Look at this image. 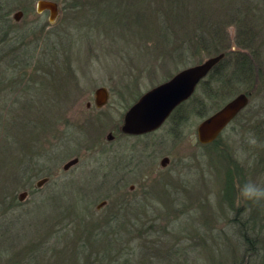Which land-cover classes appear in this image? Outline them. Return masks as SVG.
I'll return each mask as SVG.
<instances>
[{"label":"rangeland","instance_id":"1","mask_svg":"<svg viewBox=\"0 0 264 264\" xmlns=\"http://www.w3.org/2000/svg\"><path fill=\"white\" fill-rule=\"evenodd\" d=\"M35 1L24 0L22 7L9 6V17L14 24L7 32L1 27L4 12L0 15V200L14 194L20 204L2 207L5 215L13 216L16 207L14 215H17L18 208L22 210L24 205L30 208L36 200L37 193L32 192L38 188L35 182L32 190L20 187L14 193L4 178L11 169L14 180L17 169L26 161V154H20L19 150L23 146L24 125L17 120H31V124L34 120L37 131L43 139L50 140L56 151L51 159H38L44 161L45 168H51L50 174L44 175L48 180L39 187L57 186L63 180L66 186L69 182L73 185L89 182L86 184L94 189L92 209L96 218L107 212L114 213L111 200L118 204L123 200L129 203L138 199L152 200L151 215L145 218V225L152 223L151 218L155 223L149 226L148 255L155 258L185 252L189 264L238 263L244 254L243 246L235 228L226 222L235 213L233 207L241 206V215L248 218L255 215L257 227L263 224L262 228H256L260 231L257 253L243 255V259L250 264H264V200H248L241 194V186L249 178L264 184V74L255 73L247 82L236 83L234 94L215 104L204 98L201 108L197 106L198 100H187L174 117L150 133L126 135L120 133L118 127L124 110L134 98L121 95L127 85L130 83L140 95L178 70L200 61L169 60L157 65L151 73L129 78L135 54L129 43L121 39L118 43L110 41L115 25L104 32V38L105 28L90 25L86 11L81 8L65 11L58 0H55L59 8L57 19L50 22L47 10L36 11ZM18 10L22 14L15 19L13 14ZM4 45L11 46L13 52H22V58L14 59L15 68L4 69ZM259 51L263 58L264 46ZM57 55L67 61L65 67L73 71V77L70 75L64 80L53 70L57 65L62 67ZM260 64L264 71V61ZM99 86L108 89L109 98L101 108H96L93 92ZM247 86L252 87L247 93V104L219 132L217 144H211L213 140L200 143L196 134L199 121ZM35 89L39 91L37 94ZM23 92L27 101L41 104V107L33 105L34 118L28 119V113L24 117V111L10 110L11 105L15 106L23 98ZM194 96L203 98L200 86L195 88L191 97ZM66 123L73 132L71 137L62 136ZM108 133L112 134L110 138ZM164 156L169 159L162 166L160 160ZM73 157L79 159L77 163L64 169L63 164ZM115 164L117 167L111 175L108 170H113ZM228 170L232 172L233 198L229 202L232 206L228 205L224 194ZM25 181L28 176L16 183ZM22 191H26V195L20 200L18 196ZM145 194L147 197H143ZM104 200L105 203L100 204ZM60 205L64 206L63 202ZM53 213L52 220L42 222L43 229L48 225L68 224L64 221L67 219L64 212ZM180 246L184 251L177 248ZM68 249L65 250L67 257L71 254Z\"/></svg>","mask_w":264,"mask_h":264},{"label":"trees","instance_id":"2","mask_svg":"<svg viewBox=\"0 0 264 264\" xmlns=\"http://www.w3.org/2000/svg\"><path fill=\"white\" fill-rule=\"evenodd\" d=\"M58 1L62 3L61 7L65 11H72L74 8L86 11L90 25L95 24L99 29L105 28L104 38V32L113 29L110 25L116 26L112 30L110 41L118 43V39H121L129 43L135 54L132 57L133 67L129 78L137 79L139 74L151 73L157 65L164 62L166 64L169 60L189 63L196 59L201 61L205 56L223 53L197 84L201 87L203 98L191 97L192 94L187 99L188 102H191V99L198 100L197 106L201 108L205 104L204 98L215 104L225 96H232L236 83L247 82L255 73L258 76L264 74L263 68L260 67L264 57L260 58L259 51V48L264 46V0ZM23 2L24 0H0V15L4 12V23L1 27H5L6 32L11 30L10 27L14 24L9 17V6L22 7ZM4 48V69L15 68L14 59L18 56L22 58V52L11 51V46L6 48L4 45ZM57 56L62 67L57 65L53 70L64 80L70 75L73 77V71L65 67L67 61L62 60L63 56ZM134 88L129 83L125 93L121 94L134 96L129 104L139 97L138 90ZM251 90L252 87L247 86L242 91L248 93ZM24 92L23 98H20L15 106L11 105L10 110L18 109L24 111V117L28 113V119L34 118L32 108L35 102L27 101ZM34 92L37 94L39 91L35 89ZM113 92L116 93L115 90ZM187 100L182 101L174 112ZM35 105L41 107V104ZM194 106L196 107V104ZM18 120V123L24 125L21 140L23 146L19 150L20 154H26V161L17 169L14 180L11 178L14 176L11 169H8L4 177L8 188L14 193L20 187H29L32 190L35 179L48 175L51 171V168H45L44 161L38 159H51L53 153L54 157L56 156L50 140L43 139L34 120L32 124L31 120ZM69 127L66 123L62 136L73 135ZM52 133L54 136V132ZM218 140L219 137L215 138L211 144H217ZM115 167L117 164L113 170H108L111 175L114 174ZM24 174L28 176V181H25L27 183L20 182L18 185L16 181L24 178ZM86 183L89 182L84 181V185H73L69 182L66 186V181L63 180L57 186L34 188L32 192L37 193L36 200L32 201L30 208L25 205L22 210L18 208V216L14 215L17 207L11 217L5 215L3 210L4 206L20 205L15 195L3 196L0 200V264H189L185 252L181 254L177 251L155 258L148 255V234L151 233L149 226L152 227L155 223L151 218L152 223L145 225V218L151 215L149 209L154 206L152 200L147 202L145 199L143 202L138 199L137 202L131 203L123 200L121 204L111 200L114 213L107 212L101 218H96L92 209L94 189ZM232 184V172L228 170L224 194L229 206L233 205L229 203L233 198ZM62 202L64 206L60 205ZM233 209L235 213L226 223L235 228L244 254H241L238 263L232 264H250L243 259V255L257 253L260 231L256 228H262L263 224L260 223L257 227L255 215L250 218L241 215V206ZM53 211L64 212L67 217L64 221L68 224L56 227L48 225L43 229L42 222L52 220ZM141 230L147 232L142 233ZM113 248L117 250L113 251ZM177 248L184 251L182 246ZM67 249L71 253L68 257L65 253Z\"/></svg>","mask_w":264,"mask_h":264},{"label":"water","instance_id":"3","mask_svg":"<svg viewBox=\"0 0 264 264\" xmlns=\"http://www.w3.org/2000/svg\"><path fill=\"white\" fill-rule=\"evenodd\" d=\"M35 9L38 12L47 10L48 21L53 22L58 16V3L55 0H36ZM21 10L14 12L13 17L18 19ZM223 56V53L212 55L203 61L186 66L168 79L145 90L125 111L120 129L128 134H141L158 128L171 110L180 102L188 98L194 91L198 81L203 78L212 66ZM108 98L104 86L94 90L96 106H102ZM248 102V94L239 92L219 108L202 118L196 127L197 139L200 143H207L219 134L222 128L239 112ZM110 138V135H107ZM77 157H73L63 164L66 169L76 163ZM168 157L164 156L160 164L164 166ZM48 180L44 176L35 181L39 187ZM26 191L19 193V199H23ZM105 200L100 204H104Z\"/></svg>","mask_w":264,"mask_h":264},{"label":"clouds","instance_id":"4","mask_svg":"<svg viewBox=\"0 0 264 264\" xmlns=\"http://www.w3.org/2000/svg\"><path fill=\"white\" fill-rule=\"evenodd\" d=\"M241 194L248 200H264V184H260L256 180L249 178L242 184Z\"/></svg>","mask_w":264,"mask_h":264},{"label":"flooded vegetation","instance_id":"5","mask_svg":"<svg viewBox=\"0 0 264 264\" xmlns=\"http://www.w3.org/2000/svg\"><path fill=\"white\" fill-rule=\"evenodd\" d=\"M57 3H58V2H57ZM198 82H199V81H198ZM197 84H198V83H197ZM197 84H196V86H197ZM196 86H195V88H196ZM99 87H100V86H99ZM104 87H105V86H104ZM105 88H106V87H105ZM95 89H96V88H95ZM106 90H107L108 98H109V91H108L107 88H106ZM194 90H195V89H194ZM193 93H194V91H193ZM193 93H192V94H193ZM192 94H191V95H192ZM191 95H190V96H191ZM190 96H189V97H190ZM189 97H188V98H189ZM108 98H107V100H108ZM188 98H186L185 100H187ZM185 100H183V101H185ZM106 102H107V101H106ZM106 102H105V103H106ZM105 103H104V104H105ZM180 103H181V102H180ZM180 103H179V104H180ZM93 104H94V106H95L96 108H101V107L104 105V104H103L102 106H99V107L95 105V101H94V92H93ZM131 104H132V103H131ZM131 104H130V105H131ZM179 104H178V105H179ZM89 105H90V103H89V101H87V102H86V106L89 107ZM130 105H129V106H130ZM178 105H176V106L171 110V112L167 115V117L164 119V121H163L162 123H164L165 121H167L168 119H170V118H172V117H174V116L176 115L177 112H174V111H175V108H176ZM129 106H128V107H129ZM128 107H127V108H128ZM127 108H126V109H127ZM126 109L124 110V112H123V114H122V119H123V115H124ZM240 111H241V110H240ZM240 111H239V112H240ZM239 112H237V114H236L234 117H236V116L238 115ZM234 117H233L229 122H231V121L234 119ZM180 118H181V117H180ZM122 119H121V123H122ZM178 122H179V121H178ZM229 122H228V123H229ZM162 123H161V124H162ZM228 123H227L222 129H224V128L228 125ZM120 126H121V124H120ZM120 126L118 127L120 133H124V132L120 129ZM156 129H157V128H156ZM152 131H154V130H152ZM152 131L145 132V133H141V134H128V133H124V134H126V135H142V134L150 133V132H152ZM108 135L112 136L111 133H108ZM215 138H217V136H216ZM215 138H214V139H215ZM166 157H168V156H166ZM168 159H169V158H168ZM78 160H79V159H78ZM78 160H77V161H78ZM167 162H168V161H167ZM76 163H77V162H76ZM42 177H44V176H42ZM132 188H133V186L130 187V189H132Z\"/></svg>","mask_w":264,"mask_h":264}]
</instances>
